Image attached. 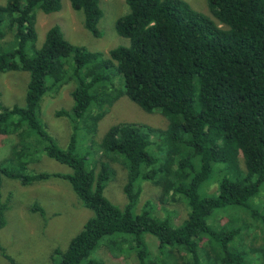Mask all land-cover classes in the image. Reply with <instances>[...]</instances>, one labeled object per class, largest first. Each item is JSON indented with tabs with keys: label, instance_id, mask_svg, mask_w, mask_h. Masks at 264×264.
Returning <instances> with one entry per match:
<instances>
[{
	"label": "trees",
	"instance_id": "16d2710c",
	"mask_svg": "<svg viewBox=\"0 0 264 264\" xmlns=\"http://www.w3.org/2000/svg\"><path fill=\"white\" fill-rule=\"evenodd\" d=\"M125 2L127 11L114 28L129 44L106 53L72 44L58 25L36 46L38 11L56 12L61 0L0 4V76L28 73L24 104L0 103V136L16 139L0 159V188L3 178L22 185L61 178L92 212L64 250H53L52 264H104L94 255L100 247L114 256L132 255L137 264H264V243L233 247L248 219L264 229V204L254 201L264 184V0H207L212 17L184 0ZM69 3L82 12L84 28L99 37L100 0ZM69 82L75 84L72 105L57 112L71 124L61 148L39 119L40 102ZM120 96L169 120L163 129L115 122L96 145L100 156L125 165L123 207L104 195L114 176L110 163L89 162L91 147L86 155L76 152L81 122L93 134L104 109ZM169 142L184 154L177 155ZM42 155L71 171H29ZM214 176L216 191L202 196ZM145 181L160 189L163 201H182L186 216L180 222L159 217L148 200L137 209ZM6 202L0 203V229ZM217 212L224 214V225L208 222ZM145 234L157 239L155 253ZM2 253L9 264H18Z\"/></svg>",
	"mask_w": 264,
	"mask_h": 264
},
{
	"label": "rangeland",
	"instance_id": "374dc122",
	"mask_svg": "<svg viewBox=\"0 0 264 264\" xmlns=\"http://www.w3.org/2000/svg\"><path fill=\"white\" fill-rule=\"evenodd\" d=\"M184 1L193 9L212 17L207 0ZM2 3L3 0H0V4ZM100 8L102 17L97 25L100 31L99 37L84 28L82 12L72 9L69 0H61V7L56 12L38 11L36 46L41 45L47 29L53 25L60 27L66 40L84 46L90 51L106 53L113 47L127 46L129 39L118 35L114 28L116 18L127 11L125 0H100ZM27 82L28 73L25 71L3 72L0 76V103L4 106L23 105ZM74 86L73 82H69L59 90L48 91L40 102L39 119L46 125L48 132L61 148H65L68 143L71 124L66 116L58 115L57 112L69 110L71 107V92ZM95 110L92 109L93 112H96ZM118 121H139L163 129L167 127L169 120L159 113H148L127 97L120 96L112 105L104 109L93 134L85 131V125L81 122L76 152L86 155L91 147L89 162H95L99 158L110 163L114 176L107 183L104 195L117 206L123 207L126 202L123 192L126 179L125 165L117 157L109 159L100 156V152L96 150V145L99 144L106 130ZM15 140L14 136H0V159L8 154ZM168 145L177 155L184 154L178 145L170 142L167 147ZM240 165L244 167L242 158ZM31 170L58 173L71 171L69 166L45 155H42L40 161L30 165L29 171ZM215 191L216 176L203 186L201 195H212ZM0 194V203L7 201L8 205L4 211L5 224L0 229V248H3V251L0 249V264H9L2 252L12 257L18 264H52L53 250H64L69 240L81 230L83 223L92 214L88 208L81 205L69 183L57 177L30 185H22L16 180L3 178ZM147 200L151 203L153 213L159 217L168 216L172 221L180 222L186 216V207L182 201H174L170 198L163 201L160 189L149 181L142 184L137 209H140ZM254 201L255 204H264V184ZM223 215L217 212L208 218V222L210 223L211 219V223L216 226L224 225ZM248 221V228L243 231L241 241L233 244L235 249H246V246L260 248L264 243L262 226L251 219ZM144 239L150 252L155 253L158 246L157 239L150 234H145ZM94 255L101 258L104 264H137L132 255L118 253L114 256L105 247L96 249Z\"/></svg>",
	"mask_w": 264,
	"mask_h": 264
}]
</instances>
